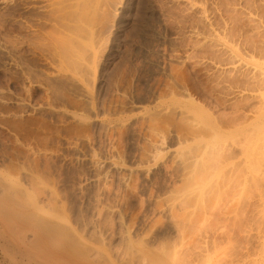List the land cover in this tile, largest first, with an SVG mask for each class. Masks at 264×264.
<instances>
[{
  "label": "rangeland",
  "instance_id": "rangeland-1",
  "mask_svg": "<svg viewBox=\"0 0 264 264\" xmlns=\"http://www.w3.org/2000/svg\"><path fill=\"white\" fill-rule=\"evenodd\" d=\"M2 185L99 264H264V0H0Z\"/></svg>",
  "mask_w": 264,
  "mask_h": 264
},
{
  "label": "bare ground",
  "instance_id": "bare-ground-1",
  "mask_svg": "<svg viewBox=\"0 0 264 264\" xmlns=\"http://www.w3.org/2000/svg\"><path fill=\"white\" fill-rule=\"evenodd\" d=\"M19 199L0 186V264H99L97 248L67 225L66 205Z\"/></svg>",
  "mask_w": 264,
  "mask_h": 264
}]
</instances>
